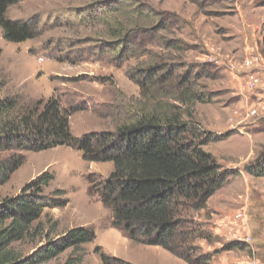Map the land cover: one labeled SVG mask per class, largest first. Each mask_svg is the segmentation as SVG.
Returning a JSON list of instances; mask_svg holds the SVG:
<instances>
[{
  "label": "rangeland",
  "instance_id": "rangeland-1",
  "mask_svg": "<svg viewBox=\"0 0 264 264\" xmlns=\"http://www.w3.org/2000/svg\"><path fill=\"white\" fill-rule=\"evenodd\" d=\"M6 15L38 26L33 39L19 44L5 41L0 28V100H14L17 113L56 98L63 109L75 108L68 120L74 137L112 133L130 109L158 101L160 88L138 73L143 68L163 63L175 74L189 72L210 98L193 104L191 122L205 136L221 138L203 149L232 174L204 207L190 210L206 236L195 240L193 257L209 259L205 264H264V175L245 171L264 153V0H15ZM119 25L143 34L123 55L115 51ZM143 82L148 88L141 89ZM12 157L22 158V166L0 185V201L44 172L53 175L44 195L56 198L60 190V200L68 201L44 211L41 233L12 245L23 259L44 243L45 231L55 239L80 227L93 230L94 240L44 264H101V254L126 264H191L111 227L110 211L90 188L109 176L112 163L84 161L65 146L0 152V162ZM241 210L246 218L237 221ZM234 238L249 242L223 251Z\"/></svg>",
  "mask_w": 264,
  "mask_h": 264
},
{
  "label": "trees",
  "instance_id": "trees-1",
  "mask_svg": "<svg viewBox=\"0 0 264 264\" xmlns=\"http://www.w3.org/2000/svg\"><path fill=\"white\" fill-rule=\"evenodd\" d=\"M14 3L15 0H0V28L5 41L19 44L36 36L38 22L35 19L10 20L6 13ZM172 18L168 22L173 23ZM162 25L163 21L158 27ZM120 27L117 55L128 52L143 35L138 28ZM156 30L158 28L152 31ZM261 45L264 56V36ZM50 59L66 61L52 56ZM165 68L163 63H156L138 72L143 74L144 80L158 84L160 99L155 102L152 98L149 105L130 109L126 121L107 134L93 132L72 136L68 120L69 112L75 108L63 109L56 98L47 99L43 106L38 107L39 102L17 113L14 100H0V152L36 153L65 146L79 151L84 161L112 163L109 176L97 186L92 182L90 188L110 211L111 227L139 244L160 247L191 264H205L209 259L193 257L197 249L195 240L206 236L191 219L190 210L204 207L232 174L222 170L214 157L203 149L221 138L205 136L198 124L191 122L193 104L204 98L210 100L209 95L191 81L189 72L178 75L172 68ZM142 87L148 88L144 82ZM147 93V89L142 92ZM22 161V158L12 157L0 162V185L9 181ZM245 171L257 177L264 175V153L256 163L246 166ZM52 180L53 175L44 172L26 184L18 195L0 201V264L48 263L67 250L75 251L94 240L93 230L87 228L70 229L55 239L45 231L44 243L28 257L23 259L13 252L14 243L42 232L39 221L45 210L68 203L66 199L60 200L64 194L60 190L54 192L56 198L44 195ZM56 225L52 223L51 228ZM237 247L243 248L244 244L230 242L223 251ZM99 259L101 264H126L104 254L99 255Z\"/></svg>",
  "mask_w": 264,
  "mask_h": 264
},
{
  "label": "built area",
  "instance_id": "built-area-1",
  "mask_svg": "<svg viewBox=\"0 0 264 264\" xmlns=\"http://www.w3.org/2000/svg\"><path fill=\"white\" fill-rule=\"evenodd\" d=\"M249 77V76H248ZM247 77V79H248ZM254 78L252 76H250V81H252ZM236 220L237 221H242L243 219L246 218L245 212H243L242 210L239 212V214L236 215ZM233 235H237V234H233ZM233 242H238V243H244L247 244L249 241L247 239H232Z\"/></svg>",
  "mask_w": 264,
  "mask_h": 264
},
{
  "label": "crops",
  "instance_id": "crops-1",
  "mask_svg": "<svg viewBox=\"0 0 264 264\" xmlns=\"http://www.w3.org/2000/svg\"><path fill=\"white\" fill-rule=\"evenodd\" d=\"M239 38H240V36H239ZM239 38H238V39H239ZM237 43H238V42H236V44H237ZM241 43H242V41L240 40L239 43H238L237 45H240ZM245 46H246V44H245ZM250 53H252V51H251ZM250 53H249V54H250Z\"/></svg>",
  "mask_w": 264,
  "mask_h": 264
},
{
  "label": "clouds",
  "instance_id": "clouds-1",
  "mask_svg": "<svg viewBox=\"0 0 264 264\" xmlns=\"http://www.w3.org/2000/svg\"><path fill=\"white\" fill-rule=\"evenodd\" d=\"M230 242H233V241H230Z\"/></svg>",
  "mask_w": 264,
  "mask_h": 264
}]
</instances>
